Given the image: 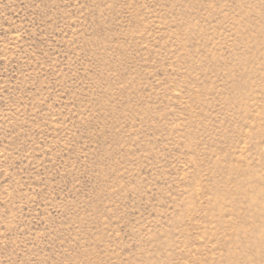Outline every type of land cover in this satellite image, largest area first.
Segmentation results:
<instances>
[{
	"label": "rangeland",
	"instance_id": "obj_1",
	"mask_svg": "<svg viewBox=\"0 0 264 264\" xmlns=\"http://www.w3.org/2000/svg\"><path fill=\"white\" fill-rule=\"evenodd\" d=\"M0 264H264V0H0Z\"/></svg>",
	"mask_w": 264,
	"mask_h": 264
}]
</instances>
